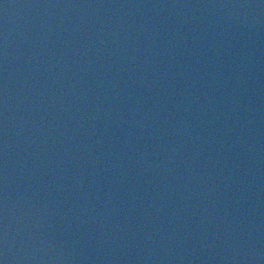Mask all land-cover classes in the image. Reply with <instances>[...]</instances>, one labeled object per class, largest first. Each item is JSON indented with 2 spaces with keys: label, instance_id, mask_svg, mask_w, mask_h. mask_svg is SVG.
<instances>
[{
  "label": "water",
  "instance_id": "1",
  "mask_svg": "<svg viewBox=\"0 0 264 264\" xmlns=\"http://www.w3.org/2000/svg\"><path fill=\"white\" fill-rule=\"evenodd\" d=\"M0 264H264V0H0Z\"/></svg>",
  "mask_w": 264,
  "mask_h": 264
}]
</instances>
